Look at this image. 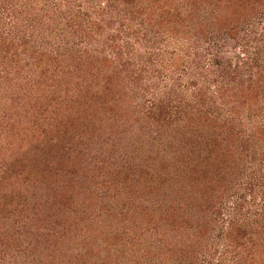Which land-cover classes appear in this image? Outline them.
<instances>
[{
    "label": "rangeland",
    "instance_id": "obj_1",
    "mask_svg": "<svg viewBox=\"0 0 264 264\" xmlns=\"http://www.w3.org/2000/svg\"><path fill=\"white\" fill-rule=\"evenodd\" d=\"M0 58V264H264V0H0Z\"/></svg>",
    "mask_w": 264,
    "mask_h": 264
},
{
    "label": "trees",
    "instance_id": "obj_2",
    "mask_svg": "<svg viewBox=\"0 0 264 264\" xmlns=\"http://www.w3.org/2000/svg\"><path fill=\"white\" fill-rule=\"evenodd\" d=\"M3 55V54H2ZM4 58V57H3ZM3 58H0V60L1 61H3L2 59ZM8 58L11 60L12 59V57L11 56H8ZM36 63H37V61H35ZM98 94H103V92H98ZM102 96V95H101ZM83 112H86V111H83ZM87 113H88V111H87ZM71 117H68V119H67V121L70 119ZM5 145V146H4ZM2 146H4L5 148L7 147L6 146V144H5V140H4V138H0V148L2 147ZM3 150V149H2ZM12 164H14V162L13 163H11V165ZM25 166H27V165H24V166H21V167H19V169L20 170H23L24 168H25ZM28 167V166H27ZM32 167L35 169V166L34 165H32ZM27 172H25V175H26V179L30 176L29 174V167L27 168V170H26ZM37 171H39V173H40V177H39V180H42V176H43V174H44V169H39V170H37ZM3 197H5L6 198V195H3ZM13 197L14 196H10V195H8L7 196V198H9V199H13ZM5 198H3V203H6V201H5Z\"/></svg>",
    "mask_w": 264,
    "mask_h": 264
}]
</instances>
